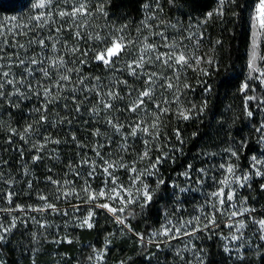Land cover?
Listing matches in <instances>:
<instances>
[{
    "label": "rangeland",
    "instance_id": "obj_1",
    "mask_svg": "<svg viewBox=\"0 0 264 264\" xmlns=\"http://www.w3.org/2000/svg\"><path fill=\"white\" fill-rule=\"evenodd\" d=\"M109 1L86 0L90 14L84 21L86 27L82 29H76L72 21L67 17L61 18L58 13L62 10L70 11L73 5L85 0H67V3L64 0H53L52 5L43 10L34 7L39 0H30L27 6L14 13L0 10V35L4 38L3 44L0 45L3 48L0 52V56L3 57L0 59V64L5 65L3 71H9L14 80L20 81L23 78V83L6 84L3 89L5 95L0 97L1 102L6 103L9 108L6 121L11 131L7 144L15 141V143H22L25 148L13 147L12 151L18 150L24 154L17 166L18 172H15L11 170L12 165H8L9 161L5 159L9 146L0 144V224L9 228L15 223V227H11V231L7 234V241L0 243L2 264H5L4 246L9 248L15 238L20 235L23 238L31 236L37 249L53 247L58 258L51 264H72L70 261L66 262L65 256L62 251H58V248L66 240L73 241L80 230L89 229L81 226L82 220L88 216L89 211L93 212L91 217L93 225L101 217L102 220L111 221L115 228L114 232L119 235L134 232L133 221L138 220L141 211L146 210L149 204L142 206L143 198L137 192L142 185L136 182L137 174H143L139 180L149 186L154 197L156 191L164 184L158 186V181L161 179L165 181L162 166L169 157L173 156V153L177 152V143L184 142L182 133L177 129L178 124L195 120L204 112V109L202 112L199 111L205 102L200 94V89L203 88L200 78L208 69L209 64L206 61L210 60L213 49L203 34L198 33L200 30L198 20L195 19L183 26L177 22L176 25H172L159 13V5L156 1L147 0L144 4L149 6L146 9L143 8L138 22L132 25L122 24L115 19L114 15L109 14ZM101 3L107 15L96 11V6ZM41 13H44L48 19L43 22L35 21L33 17ZM253 15L254 10L251 17ZM253 24L254 21L251 19L247 78L240 90V94H244L242 102L246 114L250 110L248 97H251L247 92L262 72L261 44L264 32H261L258 27H253ZM77 30L84 38H75ZM160 33L168 39H163ZM97 35L101 39H95ZM116 37H123L127 47L118 58H114V66L105 67L93 57L96 51L106 46V40ZM40 39H44L47 47L40 46L38 43ZM253 41L256 44L257 57L255 71L249 68ZM172 43L179 44L186 56L201 58L200 62L192 66L177 65L169 68L156 61L155 55L176 50L164 47L165 44ZM146 44L156 46V52L144 53L147 62L143 69H137V75H132L127 66L140 57ZM53 45L55 51L52 50ZM73 48H78L79 51L74 53L71 51ZM85 51L87 55L81 56L80 53ZM33 57L38 60L45 59L43 67L49 69L51 78L36 71L41 65H31L28 62ZM149 57H151L150 60ZM48 58H62L67 62L68 67H78V71L69 73L70 83L61 82L65 86L60 89L53 88L56 102L48 104L47 112L41 113L36 109L44 104V98L37 97L34 93L42 92L43 87H50L58 80L57 72L50 67ZM20 59L25 60L24 65L18 64ZM81 60H85L86 63L80 64ZM25 68H31L33 75L29 76L24 71ZM148 73L156 74L152 77L150 85L146 83ZM93 77H98L99 80H94ZM0 79L5 78L0 77ZM81 80L83 84L80 83ZM124 81L127 83L125 84ZM29 83L32 84L31 89L27 87ZM169 83L173 85L172 88L167 87ZM185 84L190 87L185 88ZM245 84H247L246 89L243 87ZM85 86L89 90H84ZM146 88L151 89L152 95L144 98L145 103L142 108H138L135 112L129 111V106ZM16 89L30 98L15 94ZM108 91L119 94V98L110 100L113 105L111 109L103 107V102L110 99L107 96ZM10 93L13 94L9 95ZM72 96L76 97L75 102L71 99ZM77 104L80 107L79 112L75 111ZM156 105L161 107L158 109ZM193 105H195V114L191 119L184 120L179 115L180 111ZM253 105L254 108L250 111L253 114L257 113L258 123L252 127V138L247 137L246 134L230 136L225 142L199 149V153L193 156L189 164L191 168L188 165L185 170L175 173L174 181L170 183L177 196L173 203L175 209L162 216L157 226L151 229L149 236L143 237V242L140 238L137 241L138 248H143L146 244L147 259L152 258L162 264H176L177 262L173 260L175 258H180L181 264H201L202 259L205 264L206 251L203 246L215 239L232 261L258 259L264 254V240L261 239L264 230H261L256 223L264 219V216L255 215L254 204L258 195L255 184L264 185V176L253 174L257 168L264 172V163L257 164L256 168H253L254 162L251 159L255 156L258 160L264 161V139L261 132L257 131L261 124H264V106L256 104L255 107V100ZM9 112L17 114L26 112V117L22 120V129L12 127L15 124L12 125L11 116L13 115ZM232 112L228 117L230 120L236 117V110L232 109ZM42 114L47 116L46 121L39 120ZM137 122H142L141 127L155 123L156 129L149 127L151 135L137 131L133 136L131 126ZM29 124L32 125V131L26 132L25 129ZM114 125H120L119 129ZM1 129L6 130L4 126ZM177 132L180 134L179 140L176 136ZM5 134L0 136L4 137ZM54 140L60 142H49ZM249 143L252 146L246 152ZM40 145L43 147L41 148ZM145 151L148 155L142 159L141 156ZM233 151L237 153L236 156L231 155ZM64 152L69 153L70 159L63 156ZM37 155L41 158L34 160ZM158 157L166 158L156 168H152ZM48 160H56L61 165L51 166ZM105 161L116 163L117 167L109 171L116 178L117 186L122 185L132 192L134 203L121 205L118 201L107 198L111 194L113 184L111 178L103 171ZM37 163L45 164V176L36 178L37 185H33L36 175L31 167ZM120 164L126 167H120ZM221 165L224 167L221 168ZM229 165L233 166L234 175L227 172ZM93 167L95 171L92 176H89L88 173L93 170ZM131 168H135L136 173L131 172ZM199 169H204V172H199ZM184 173H187V176ZM245 174L249 175L250 179L247 182L241 181L244 184L241 187L234 182V177H242ZM28 176L31 179L27 180ZM225 179L230 184L229 187L224 188V204L220 205L212 194L220 190L222 185L219 182ZM25 181L27 182L26 190L20 187ZM51 181L60 183L54 185ZM230 189L235 192L232 201L227 200ZM260 189L264 190L262 187ZM101 190L105 191V197H99L92 202L88 201L89 193H99ZM66 192L72 194L65 197ZM121 195L125 200L127 199L126 193ZM41 196L47 199H41ZM104 203L117 209L124 206L125 212L117 211L114 216L107 209L98 207ZM47 204L54 205L56 211L48 209ZM246 208L252 211H244ZM232 212L238 214L232 216ZM240 212H244V215H239ZM121 215L126 218L123 224L116 220V216ZM212 218L215 222L205 229L204 225ZM240 223H244L245 227L237 232L236 228ZM165 227L171 229V233L160 235ZM197 228L201 230L195 231L194 235H184L185 232H192ZM176 229L180 231L177 233ZM153 233L156 235L153 236ZM231 235H237L240 239L236 241L225 239ZM140 236L143 234L139 233ZM226 246L230 251H225ZM111 247L113 245L110 240L106 241L102 248H94L91 253L93 259H90L88 264H122V258L117 260L110 257ZM35 253L32 255L33 258ZM98 253H102V259L96 258ZM158 254L160 256H157ZM163 255L170 262H161L159 258ZM73 264L77 263L73 262Z\"/></svg>",
    "mask_w": 264,
    "mask_h": 264
},
{
    "label": "trees",
    "instance_id": "obj_2",
    "mask_svg": "<svg viewBox=\"0 0 264 264\" xmlns=\"http://www.w3.org/2000/svg\"><path fill=\"white\" fill-rule=\"evenodd\" d=\"M29 1L0 0V10L6 13H14L18 9L27 6ZM145 1L147 0H110L108 12L114 15L115 19L122 24L132 25L140 19ZM155 1L159 5V13L166 22L172 25H176L175 23L177 22L183 26V24L190 23V21L195 19L198 20L197 23L200 26L198 33H202L205 40L212 46L213 54L209 59L213 64H209L206 71L207 74L200 78V83L203 86L200 89V94L207 106L204 108L202 116L195 120L178 124L177 129L182 133L184 142L177 143V149L179 150L173 153V156L169 157L164 166H162V174L165 177L164 184L156 191L146 210L141 211L138 220L133 221L134 232L119 235L114 232L115 228L111 221H105L99 217L92 228L80 230L71 243L64 242L58 248V251H62L65 256L67 263L70 261L72 264L73 262L88 264L92 250L94 248H102L106 241L111 240L113 247L110 249V257L117 260L122 258V264H162L152 258L150 260L147 259L146 244L143 248H138L137 241L139 233L143 234L142 237H148L151 229L157 226L162 216L166 212H171L175 209L173 203L177 196H175L174 188L170 186V183L174 181L175 173L185 170L192 162L193 156L199 153V149H204L211 145L214 146V144L222 141L225 142L230 136H244L246 134L247 137L252 138V127H255L258 123L256 112L252 118L244 113L242 102L244 94H240L241 87L247 78L248 50L251 42L250 17L257 0H235L234 3H229L226 0L223 5V14H214L211 18H206V14L209 11L215 12L219 8L217 0ZM260 66L262 72H264V38L261 44ZM206 88H209L210 91H205ZM247 94L251 97H256L255 107L256 104L264 106V104L259 103V101L264 100V76L261 75L255 79V82L250 85ZM253 101L248 100L250 110L254 108ZM4 102L6 101L4 100ZM232 109L236 110L234 120L228 118L233 113ZM8 110L6 103H2L0 100V135L6 133L4 137L0 136L1 145L7 144L9 132L11 131L8 129L9 124L6 121ZM25 113H11L13 115L11 116L12 125L15 124L12 127H16L18 130L22 129V120L26 117ZM3 126L6 130L1 129ZM7 145L9 150L5 159L9 161L8 165H12L11 170L18 172L17 166L24 154L18 150H12L15 146L18 149L24 148V145L19 142L15 143V141ZM251 146L249 143L246 152ZM63 156L68 157V159L71 157L68 152H64ZM49 162L51 166L55 164L61 165L56 160ZM44 165L37 163L31 167L36 175L33 180L45 176ZM29 179L31 178L28 176L27 180ZM36 183L37 180L33 182V185H37ZM255 186L258 194L254 203L255 215L260 217L264 216V190L260 189L261 184H255ZM20 187L26 190L27 182H23ZM20 236L15 238L9 248L4 246V251L6 252L4 253L5 264H51L58 258L52 249L53 247L51 249H37L31 236H25V238ZM204 245L203 248L206 251L205 264H264V254L258 259L252 258L251 260L238 262L236 260L232 261L226 255L217 244L216 239ZM34 252L36 253L33 258ZM157 256H160V254ZM160 259L164 263L170 262L164 255ZM173 260L177 262L176 264H181L182 261L180 258Z\"/></svg>",
    "mask_w": 264,
    "mask_h": 264
},
{
    "label": "snow or ice",
    "instance_id": "obj_3",
    "mask_svg": "<svg viewBox=\"0 0 264 264\" xmlns=\"http://www.w3.org/2000/svg\"><path fill=\"white\" fill-rule=\"evenodd\" d=\"M65 3H67V0H64ZM218 4H219V8H217L215 10V12L213 11H209L206 14V18H211L214 14L216 15H222L223 14V5L225 3V0H217ZM229 3H234L235 0H228ZM53 0H39L38 3H36L34 5L35 8L38 9H45L48 8L52 5ZM148 4H144L143 8H148ZM96 11L100 12L103 15H107V13H105L104 11V5L103 3L98 4L96 6ZM89 10H88V6H87V2L85 0V2H80L76 5H73V7L71 8L70 11H59L58 15L61 18L67 17L70 21L73 22V24L75 25L76 29H82L84 27H86V24L84 23V21L87 19V17L89 16ZM33 19L37 22H43L46 21L48 19V17L44 14L41 13L40 15H36L35 17H33ZM250 19H252L254 21L253 27H258L259 30L261 32H264V0H257V2L254 5V15L252 17H250ZM122 30V29H121ZM57 31H59V29H57ZM87 35V34H85ZM160 35L162 36L163 39L167 40V37H163V33H160ZM75 38L76 39H82L84 38L81 35L80 31H76L75 32ZM95 39L99 40L101 39L99 35H97L96 37H94ZM4 38L2 35H0V45L3 44ZM29 43H31V41H29ZM38 43L40 44L41 47H47V45H45V41L44 39H40L38 41ZM106 46H104L103 48H101L99 51L95 52V55L93 57L94 60L102 63L105 67H112L114 66L115 60L114 58H118L121 54V52L125 51L127 45L124 43L123 37H116V38H109L108 40L105 41ZM20 47H23V45H20ZM164 47H167L169 49H176L175 51L170 50L167 53H159L158 55H155V60L160 62L161 64L165 65L166 67L169 68H174L175 66H180V67H185V66H192L193 64H198L200 62L199 57H195V56H186L185 52L183 50H181L180 45L176 44V43H172V44H165ZM256 44L255 41H253V51H252V56H251V61L249 63V68H251L252 70H256L254 68L255 65V61H256ZM53 51H55V46L53 45ZM3 51L2 46H0V52ZM72 52H78L79 49L78 48H73L71 49ZM148 52H156V46L152 45V44H146L144 46L143 49V53L140 55V57L134 61L132 64H129L127 67L130 69V72L132 75H137V69H143L144 64L147 62L145 59V55L144 53H148ZM81 56H86L87 55V51L85 52H81L80 53ZM0 59H3L2 56H0ZM149 60L151 59V57L148 58ZM31 65H41V67L37 68L36 71H40L43 73V75L45 77L51 78L50 72L48 68H44L43 65L45 63V59L41 58V59H36V58H31L28 61ZM208 64L212 65L213 62L211 60L206 61ZM48 63L50 65V67L52 69H55L57 72V76H58V80L53 83L50 87H43V91H37L34 94L37 97H43L44 98V104L41 106V108H37L36 111L37 112H47V105L48 104H53L55 103V94L53 93V88L56 89H60L61 87L65 86L64 84H62L61 82H71V76L69 75V73L74 72V71H78V67L77 68H70L67 66V62H65L62 58H58V59H51L48 58ZM86 63L85 60H81L80 64H84ZM19 65H24L25 64V60L20 59L18 61ZM5 67V65L0 64V77H3L5 79H0V97H3L5 94L3 92V89L5 87L6 84L8 85H12L15 84L17 82L19 83H23V78L20 81H16L11 77V73L9 71H3V68ZM63 70L62 72L60 70ZM24 71L29 75L32 76L33 75V70L31 68H25ZM205 74H207V72H205ZM155 73H148L147 77H146V83L147 84H151L152 82V77L155 76ZM260 75L264 76V72H261ZM92 79L94 80H99L98 77H93ZM167 79V78H165ZM81 84H83V80L80 81ZM124 83L126 84L127 82L124 81ZM29 89H31L32 84L29 83L27 86ZM95 86H93L94 88ZM168 88H172L173 85L171 83H169L167 85ZM185 88L190 87L188 84L184 85ZM245 89L247 88V84H245L243 86ZM84 90H89L87 88V86H85ZM205 91H210L209 88H206ZM13 93H10L9 95H11ZM15 94H18L20 96H24L25 98H30V96H26L25 93H21L19 91V89L15 90ZM152 95V91L150 88H146L143 91H141L139 93L138 98L129 106L128 110L129 111H133L135 112L138 108H142V106L145 103L144 98L145 97H150ZM107 96L110 98L109 101H105L103 102V107L105 109H111L113 107L112 103L110 102L111 99H116L119 98V94L113 91H108ZM71 99L73 100V102H75L76 97L72 96ZM249 100H256V97H248ZM260 104H264V100L259 101ZM207 106L206 102H204L199 111L202 112L203 109ZM65 107H67V105H65ZM156 107L159 109L161 106L160 105H156ZM80 107L79 104L76 105L75 107V111L79 112ZM93 111H95V109H93ZM195 114V105L191 106L190 108L186 109V110H182L180 111L179 115L184 119V120H188L192 118V115ZM253 115L252 111H247V116L251 117ZM40 121H46L47 120V116L46 115H40L39 117ZM69 123H71V121H69ZM109 123H112V121H109ZM141 123L142 122H137L135 125L131 126L132 127V131H131V135L135 136L137 131L143 132L147 135H151L152 133L149 132V127H151L153 130L156 129V124L153 123L149 126H144L141 127ZM114 127H117V129H119L120 125H114ZM26 132H31L32 131V125L29 124L27 125ZM258 132H261L262 134V139H264V124H261V127L257 129ZM97 134H99L97 132ZM177 139H180V134L179 132L176 133ZM23 138V137H22ZM48 139V138H45ZM73 139H75V137H73ZM49 142H53V143H59L60 141L58 140H54V141H49ZM181 143H183V141H180ZM243 145V142H242ZM40 147L42 148L43 145H40ZM179 150V149H177ZM97 155H99V153H97ZM148 153L147 151H145L141 158H145L147 157ZM232 156H236L237 153L235 151L231 152ZM41 157L39 155L34 157V160H39ZM166 157H158L156 159V161L153 163L152 168H156V166L158 164H160L162 162L163 159H165ZM252 161L254 162L252 167L256 168L257 164H261L264 163V161H260L257 159V157L253 156ZM85 163H87V161H85ZM120 167H126V165L124 164H120ZM117 167L115 162L112 161H105V166L103 168L104 173H106L112 181L113 184V188L110 190V195L107 197L108 199H114L116 201H118L121 205L124 204H131L134 203L135 200L133 199L132 196V192L128 191L127 189H125L122 185L117 186V180L116 178L112 175V172L109 171V169H115ZM224 165H221V168H223ZM189 168H191V165H189ZM95 171V168L93 167V170L90 171L88 173L89 176H92L93 173ZM131 172L136 173V169L135 168H131L130 169ZM199 172L203 173L204 169H199ZM227 172L230 174L234 175V168L233 166L229 165L227 167ZM256 176H264V172L260 171L258 168L255 170V172L253 173ZM78 175V174H77ZM143 175L142 173L137 174L136 177V182H140L142 187L137 189V192L139 193L140 196H142L143 198V204L142 206H146L148 203H150L152 201L153 198V193L152 190H150L149 186L147 184L142 183V181L139 180V177ZM185 176H187V173H184ZM51 180V178H49ZM250 179V176L245 174L242 177H234V182L236 184H238L239 186L243 187L244 184L241 182H247ZM54 185H58L60 182L59 181H51ZM164 183L163 179H161L160 181H158V186L159 184ZM222 187L220 188V190L218 192L213 193L212 195L219 201L220 205L224 204V188L225 187H229L230 182L225 179L219 182ZM250 186V185H249ZM262 188H264V185H261ZM85 191H87V189H84ZM181 191H183V189H181ZM121 193H126L127 195V199L125 200L124 196L121 195ZM72 193H64L65 197H67L68 195H71ZM235 195V192L233 190H229V193L227 195V200L228 201H232L233 197ZM99 197H105V191L101 190L99 191V193H89L88 196V201L92 202L95 201L97 198ZM41 199L46 200L47 197L41 196ZM48 209H52L53 211H56L54 205L52 204H47L46 206ZM98 207L107 209L109 212H111L114 216L116 215L117 211H119L120 213H124L125 212V207L121 206L119 209H117L116 207H111L108 203H104V204H100L98 205ZM213 207H216L215 205H213ZM41 211L43 209H40ZM244 211H252L251 209H244ZM238 213L237 212H232L231 215L232 216H236ZM93 215V212L89 211L88 216L86 218H84L81 222V226H86L88 228H92L93 224L91 223V217ZM239 215H244V212H240ZM125 217L124 216H116V220L118 223L123 224L125 223ZM214 218L209 219V222L206 223L204 225L205 229H208L210 227L211 224H213ZM256 223L260 226L261 230H264V219H261L259 221H256ZM11 227H15V223H13L9 228H5L2 224H0V243H5L7 241V234L11 231ZM41 227H45V225H41ZM183 227V225H182ZM229 227H231V225H229ZM245 227L244 223H240L239 226L236 228L237 232H240L241 229H243ZM201 229H194L192 232H185L184 235H194L195 231H200ZM180 231V229H176V232L178 233ZM171 233V229L165 227L163 229V231L160 233V235H169ZM156 233H153V236H155ZM140 240L143 242V237L140 236L139 237ZM173 238H175V235L173 234ZM226 240L229 241H236L238 239H240L239 236L237 235H231L230 237H225ZM261 239L264 240V235L261 236ZM65 242L67 243H71L72 241L70 240H66ZM225 251L228 252L230 251V249L226 246L225 247ZM177 255H179V253H177ZM98 259H102V253H98L97 257ZM89 259H93V257H89ZM0 264H2V262H0ZM201 264H203V261L201 259Z\"/></svg>",
    "mask_w": 264,
    "mask_h": 264
}]
</instances>
